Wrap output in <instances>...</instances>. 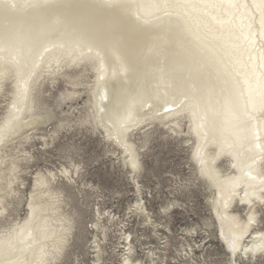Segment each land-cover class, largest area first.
<instances>
[{
    "label": "bare ground",
    "instance_id": "1",
    "mask_svg": "<svg viewBox=\"0 0 264 264\" xmlns=\"http://www.w3.org/2000/svg\"><path fill=\"white\" fill-rule=\"evenodd\" d=\"M81 65L95 72L96 119L134 170L132 131L189 119L194 159L217 190L222 240L233 254L264 251L254 228L264 203V0H0V94L7 81L15 89L0 148L35 122L42 80ZM49 184L37 174L28 217L0 234V264H49L64 251L69 229ZM236 200L247 220L231 211ZM128 245L122 264H141Z\"/></svg>",
    "mask_w": 264,
    "mask_h": 264
},
{
    "label": "rangeland",
    "instance_id": "2",
    "mask_svg": "<svg viewBox=\"0 0 264 264\" xmlns=\"http://www.w3.org/2000/svg\"><path fill=\"white\" fill-rule=\"evenodd\" d=\"M94 80V70L81 65L46 76L37 86L35 122L0 148V211L6 209L0 213V234L28 217L41 173L59 193L56 206L69 229L64 251L49 264H122L127 244L134 263L264 264V251L233 254L222 240L217 190L194 159L189 119L181 118L179 127L149 120L132 131L128 140L139 161L134 170L129 153L96 119ZM14 91L7 81L0 94V125ZM228 162H219L221 171H233ZM256 210L254 228L264 231V203ZM231 211L247 220L248 208L239 200Z\"/></svg>",
    "mask_w": 264,
    "mask_h": 264
},
{
    "label": "snow or ice",
    "instance_id": "3",
    "mask_svg": "<svg viewBox=\"0 0 264 264\" xmlns=\"http://www.w3.org/2000/svg\"><path fill=\"white\" fill-rule=\"evenodd\" d=\"M166 111H170V109H166Z\"/></svg>",
    "mask_w": 264,
    "mask_h": 264
}]
</instances>
